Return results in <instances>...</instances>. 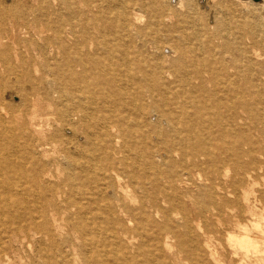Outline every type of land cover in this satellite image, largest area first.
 Segmentation results:
<instances>
[{"label": "bare ground", "instance_id": "bare-ground-1", "mask_svg": "<svg viewBox=\"0 0 264 264\" xmlns=\"http://www.w3.org/2000/svg\"><path fill=\"white\" fill-rule=\"evenodd\" d=\"M242 1L227 26L191 0H0V264H264V23Z\"/></svg>", "mask_w": 264, "mask_h": 264}, {"label": "rangeland", "instance_id": "rangeland-1", "mask_svg": "<svg viewBox=\"0 0 264 264\" xmlns=\"http://www.w3.org/2000/svg\"><path fill=\"white\" fill-rule=\"evenodd\" d=\"M165 1L171 4V6H172V8L170 9L171 11H173L174 9H178L177 6H176V0H165ZM191 1H192V3L194 5L196 4L195 6L197 7V8H195V12H194L195 13V17L198 16L197 17L198 21H200L202 23H204V21L202 20L204 17L205 18H211L212 19L211 21L213 22V17L214 16L217 17V16L221 15L222 17H224L223 20H224V22H225V24L227 26L233 25V24H235V22H236V24H241V25L243 24L244 25V23L247 22V18H248L247 16L252 17L251 15L253 14V12H250L247 9V4L245 2H243L242 0H226V1H231V3L234 4V7H235L234 9H228V8H226V6L224 7V9L223 8L220 9L221 7H219V5H218L220 0H191ZM251 1L253 3L252 5H253V8H254V14L256 13L255 15H257L259 17L261 16L260 18H262V20H263L262 23H264V0H260L258 2L254 1V0H251ZM52 2L56 3V0H52ZM200 17H201V20H200ZM175 20H176V18H173V21H175ZM199 24H201V23L197 22L196 28L200 29V27H202V26H200ZM66 27H68V26H64V28H66ZM170 28L174 30L173 27H170ZM246 28H247V26H246ZM192 42H194V41H192ZM195 44H198V42L195 41ZM30 51H34V50H30ZM8 100L12 104L17 105V104L20 103V96L18 94H16V93H13V95H10L8 97ZM259 180H258L259 183H257L256 188L257 189H262V186H260L261 183H262V180L261 179H259ZM245 221H246L247 225L250 226V224H248V223H250V218L249 217H245L244 222ZM215 235H216L215 237L218 240L224 242V240H225L224 239L225 238L224 234L215 233ZM255 235H257V238H262L259 235L258 231L255 232ZM222 237H223V239H222ZM229 259L230 258H227L228 261H229ZM251 259L254 260L255 257H253L251 255H249V257L247 256V259H245V262H246L245 264H248L249 260L251 261Z\"/></svg>", "mask_w": 264, "mask_h": 264}, {"label": "water", "instance_id": "water-1", "mask_svg": "<svg viewBox=\"0 0 264 264\" xmlns=\"http://www.w3.org/2000/svg\"><path fill=\"white\" fill-rule=\"evenodd\" d=\"M254 1L258 2V1H260V0H254Z\"/></svg>", "mask_w": 264, "mask_h": 264}]
</instances>
